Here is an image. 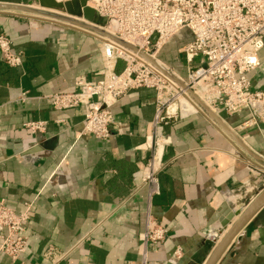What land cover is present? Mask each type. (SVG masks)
<instances>
[{
    "label": "crops",
    "instance_id": "crops-1",
    "mask_svg": "<svg viewBox=\"0 0 264 264\" xmlns=\"http://www.w3.org/2000/svg\"><path fill=\"white\" fill-rule=\"evenodd\" d=\"M0 33L22 52L17 67L0 56V198L17 213L30 203L26 251L16 261L0 253V264H48L42 255L48 246L68 252L59 264H140L137 237L148 200L144 186L134 189L132 174L152 156L160 165V192L150 212L168 235L148 247L149 264H202L216 244H206L219 225L210 223L215 210L225 203L219 215L226 217L264 188V165L249 153L264 158V123L247 110L218 115L249 152L201 112L167 119L155 142V91L137 88L113 105L107 139L81 135V112L56 110L46 96L76 91V77H98L99 40L83 29L10 12L0 13ZM258 58L248 77L263 89L264 39ZM180 104L189 108L183 113L192 111L186 99ZM37 120L44 122L41 131L24 126ZM241 231L215 264H264V206ZM176 248L179 257L172 256Z\"/></svg>",
    "mask_w": 264,
    "mask_h": 264
},
{
    "label": "built area",
    "instance_id": "built-area-1",
    "mask_svg": "<svg viewBox=\"0 0 264 264\" xmlns=\"http://www.w3.org/2000/svg\"><path fill=\"white\" fill-rule=\"evenodd\" d=\"M87 5L93 8L95 16L106 19L103 24L94 25L158 61L157 54L163 46L181 31H187L188 39L177 49L187 70L184 79L187 88L201 91L217 115L247 110L251 120L264 123V88H253L248 77L260 64L264 0H87ZM89 33L100 42L102 66L98 77L90 80L76 77V91L48 94L46 98L51 107L78 109L84 121L81 135L104 140L111 134L113 105L130 90L151 88L156 100L153 137L155 142L159 141L161 124L177 115L169 111L162 93L177 89L138 51L99 33ZM0 56L10 67L22 64V52L12 49L4 33H0ZM119 61L122 66L117 70ZM24 126L41 131L44 122L29 121ZM159 169L158 159L152 156L132 174L134 189L144 186L148 200L143 229L137 237L140 264H149L148 247L162 244L168 235L167 228L150 212V200L160 192ZM29 211L30 203H25L24 211L17 213L0 198V253L11 261L19 260L26 251L24 233ZM67 254L48 246L42 255L48 264H59ZM180 255L178 248L172 251V256Z\"/></svg>",
    "mask_w": 264,
    "mask_h": 264
},
{
    "label": "water",
    "instance_id": "water-1",
    "mask_svg": "<svg viewBox=\"0 0 264 264\" xmlns=\"http://www.w3.org/2000/svg\"><path fill=\"white\" fill-rule=\"evenodd\" d=\"M2 12H10L31 18L43 19L62 26L74 27L83 30L85 29L87 31L89 30L99 33L104 37L113 39L118 44L125 46L132 51H138L136 47L116 38L115 36L94 25L93 21L95 19V12L93 8L87 5V0H65L63 2L57 0H32L28 4L0 2V13ZM78 19H83V22L81 20L79 21ZM77 21H79V23ZM81 22L83 24H80ZM138 52L141 56L147 58V55L140 51ZM178 84V86L181 88L183 87V84ZM186 92L189 94L193 102H195V104L200 107L199 111L201 113L216 123L222 130L231 136L238 145L249 152V150H247V148L241 143L231 128H229L218 115H215L208 108H206L203 103L194 95L191 89L187 88ZM249 153L258 162L264 165L263 157L252 152ZM262 206H264V188H262L260 192H258L244 208L230 210L226 217H220L219 215L220 210L227 209V205L222 203L221 206L215 210L210 219V223L218 221V228L214 232L209 233L206 237L207 245L210 242H216V244L202 264H215L227 247L228 249H231L235 243L239 242L244 234V231H241L242 227ZM233 237H235V240L231 242ZM166 264L173 263L167 261Z\"/></svg>",
    "mask_w": 264,
    "mask_h": 264
},
{
    "label": "rangeland",
    "instance_id": "rangeland-1",
    "mask_svg": "<svg viewBox=\"0 0 264 264\" xmlns=\"http://www.w3.org/2000/svg\"><path fill=\"white\" fill-rule=\"evenodd\" d=\"M95 21L104 23L106 19L96 15ZM187 39H188L187 35L184 32H181L177 34L176 36H174L173 38H171L157 54V57L160 59L159 61L164 63L167 67L172 69L175 73H177L183 79L186 78L187 70L184 67V64L182 63L183 57L178 55L177 49ZM198 93H200V91ZM198 93L197 95H199L200 97H204L202 94H198ZM162 98L167 99L170 112H176L177 114H181V115H186V114H189L190 112H194V111H187L186 113H183L181 111L180 99H183V96L180 95V93H178L176 90L169 89L168 91H164L162 93Z\"/></svg>",
    "mask_w": 264,
    "mask_h": 264
},
{
    "label": "bare ground",
    "instance_id": "bare-ground-1",
    "mask_svg": "<svg viewBox=\"0 0 264 264\" xmlns=\"http://www.w3.org/2000/svg\"><path fill=\"white\" fill-rule=\"evenodd\" d=\"M57 1H59V0H57ZM51 12H55V11H51ZM46 18V17H45ZM71 18H73V17H71ZM79 21L81 20L82 22H83V19H78ZM79 21H77L78 23H79ZM80 23V24H83V23ZM70 24V23H69ZM80 28V27H79ZM85 30V29H84ZM87 31V30H86ZM88 32H92V31H89L88 30ZM110 34V33H109ZM129 44V43H128ZM148 58V60L149 61H151L154 65H155V68H156V70H158L162 75H163V77L166 79V80H168L176 89H177V92L178 93H180V95H182L183 96V98L184 99H186L187 101H189L190 102V104H191V110L192 111H197V110H200V107L199 106H197L196 104H195V102H193V100L190 98V96H189V94L186 92V89H187V86H186V84L184 83V79L181 77V76H179L177 73H175L173 70H171V71H169L168 70V68H166V65L163 63H161V61H158V60H156V58L155 57H152V56H150V57H147ZM178 83H180V84H183V87L182 88H180L178 85ZM199 92V90H194L193 91V93H194V95L203 103V105L206 107V108H208L212 113H214L215 115H217L213 110H212V108L207 104V102H206V100H205V98L204 97H200L199 95H197V93ZM198 94H202L203 95V93L200 91V93H198ZM204 96V95H203ZM186 97V98H185ZM180 109H188L189 110V108H187V107H183V106H181L180 105ZM161 147V144H159L158 145V147H157V150H158V148H160ZM156 163V162H155Z\"/></svg>",
    "mask_w": 264,
    "mask_h": 264
}]
</instances>
